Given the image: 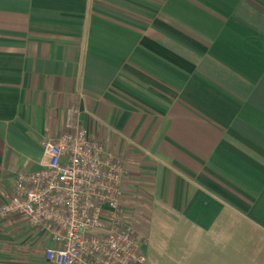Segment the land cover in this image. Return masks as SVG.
I'll return each instance as SVG.
<instances>
[{
  "label": "crops",
  "instance_id": "obj_1",
  "mask_svg": "<svg viewBox=\"0 0 264 264\" xmlns=\"http://www.w3.org/2000/svg\"><path fill=\"white\" fill-rule=\"evenodd\" d=\"M69 116L146 264H264V0H0V202ZM52 245L0 220V264Z\"/></svg>",
  "mask_w": 264,
  "mask_h": 264
},
{
  "label": "built area",
  "instance_id": "obj_2",
  "mask_svg": "<svg viewBox=\"0 0 264 264\" xmlns=\"http://www.w3.org/2000/svg\"><path fill=\"white\" fill-rule=\"evenodd\" d=\"M40 170L19 175L0 202V220L17 218L52 241L51 264H146L120 196L122 158L69 116L64 131L42 143Z\"/></svg>",
  "mask_w": 264,
  "mask_h": 264
},
{
  "label": "rangeland",
  "instance_id": "obj_3",
  "mask_svg": "<svg viewBox=\"0 0 264 264\" xmlns=\"http://www.w3.org/2000/svg\"><path fill=\"white\" fill-rule=\"evenodd\" d=\"M147 264H164V262H162L160 259L156 258L155 254H153V252L149 251V252H147Z\"/></svg>",
  "mask_w": 264,
  "mask_h": 264
}]
</instances>
